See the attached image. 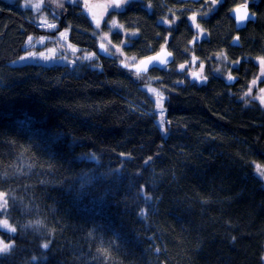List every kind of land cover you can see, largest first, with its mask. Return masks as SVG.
I'll list each match as a JSON object with an SVG mask.
<instances>
[{"label": "trees", "instance_id": "1", "mask_svg": "<svg viewBox=\"0 0 264 264\" xmlns=\"http://www.w3.org/2000/svg\"><path fill=\"white\" fill-rule=\"evenodd\" d=\"M89 1L62 0L57 30L97 52ZM243 3L130 0L113 12L114 57L71 66L12 64L43 31L0 0V192L16 228L0 229V264H264V0L237 31ZM162 47L174 62L144 75L117 58ZM201 65L207 79H190ZM143 78L164 90L166 132Z\"/></svg>", "mask_w": 264, "mask_h": 264}, {"label": "rangeland", "instance_id": "2", "mask_svg": "<svg viewBox=\"0 0 264 264\" xmlns=\"http://www.w3.org/2000/svg\"><path fill=\"white\" fill-rule=\"evenodd\" d=\"M17 1V0H15ZM21 2V4H25V7L27 10H29V13L33 15V21L35 24L42 29L43 32H41L37 36H31L32 40L31 42L28 41L25 44V49L27 50L21 57L18 59L14 60L12 64L14 65H22L26 63H40L43 65H54L56 63H61V64H68L73 66L74 63H77V61H90V60H96L99 58L97 55V52L95 51H86V50H81L77 46L73 45L70 40H69V34L70 31L69 29H63L62 31H58V26L56 24V21L59 20V13H60V7L62 0H45L44 2L42 0H18ZM41 1V2H40ZM130 0H127L129 2ZM50 2H53L51 6H46L48 12L44 14L40 7L42 9L45 8L44 4H50ZM126 2V3H127ZM110 3V0H90L89 1V6L87 9L91 10L93 12V15L96 17V19L99 20L100 22V27L98 28V31L102 30L100 34V38L104 36L105 33H107V38L104 40L99 39L98 43H104L108 49L109 52H116L111 43H109V37L110 34L115 32L118 28H112L111 27V21L115 20L117 21V17L113 15L114 10H117L113 7H107V5ZM122 3L120 6V9L126 4ZM60 5L59 8L57 6ZM56 7V8H55ZM46 9V8H45ZM54 10L56 12H54ZM46 15V16H45ZM110 16V17H109ZM106 22L107 26L106 29L102 27L103 22ZM56 25L55 28H50L47 25ZM198 29V28H197ZM61 32L66 33V39L65 37H62L60 35ZM200 32V29H198V33ZM51 40V41H50ZM71 45V47H69ZM73 49H76V51H73ZM43 53V55H41ZM119 57H117L119 60H123L124 63L131 64L133 62V57L129 56H123L122 54L118 53ZM91 55L92 59L86 60L84 59L85 56ZM121 62V61H120ZM227 61L221 57L220 59V68L218 69L219 75L223 76L225 79H228L229 75L231 74L230 72H225L222 71L225 68ZM201 67H198L196 69H191L189 72L190 79H194L192 76L193 72H200ZM202 75V73H201ZM203 76V75H202ZM263 77V75H262ZM144 82V89H146L149 93V95L153 98L154 103H155V114L157 117V122L159 123V126L161 127V130L166 132V110L165 106H163V109H157L156 108V100L157 97L154 93L149 91V88H155L157 92H162L164 96V103L166 102V95L164 93V90L162 88L156 86L154 83L150 82L147 80V78L142 79ZM202 81V80H200ZM257 87V85L255 86ZM260 89H264V85L261 86L259 85V88H257L259 95H264V93L260 92ZM165 105V104H164ZM163 111V120L164 123H160V113ZM260 166L261 171H264V165L263 164H257ZM257 175L264 180V176L261 175L260 171H257L255 168ZM7 208H8V203H7V196L6 194L0 192V222L3 220H7L8 223L12 226V224L9 222L7 218ZM0 229L13 234L9 232L6 229H3L0 227ZM0 241H3L4 243L11 244L12 241H6L3 240V238L0 237ZM2 253V252H1Z\"/></svg>", "mask_w": 264, "mask_h": 264}, {"label": "snow or ice", "instance_id": "3", "mask_svg": "<svg viewBox=\"0 0 264 264\" xmlns=\"http://www.w3.org/2000/svg\"><path fill=\"white\" fill-rule=\"evenodd\" d=\"M72 2L76 3L77 0H72ZM126 2H127V0H110V3L107 5V7H113L114 6L115 9H119L121 4L122 3H126ZM217 2H218V0H212L213 5H215ZM85 7L86 8L88 7L87 4H85ZM241 7L244 9L243 14H241ZM241 7H237L235 9H233V11H234V13H236L237 19L242 22V21H245V20H247L249 18V14L247 12V0H245V3ZM92 19L95 22L96 27L99 28L100 27L99 20H97L94 15H93ZM190 20L195 24L196 16L193 15L192 17H190ZM169 23H174V21H171ZM47 26L50 27V28H55L56 27V25H54V24L47 25ZM111 27L112 28H123V25H119L117 23V21L112 20L111 21ZM196 27L199 29V25H196ZM60 35L62 37H65V39H66V33L61 32ZM106 38H107V33H105L104 36L101 37V40H104ZM31 40H32V37L29 36L28 37V41L31 42ZM109 43H110V41H109ZM69 47H71V45H69ZM99 47H100V49H102L103 51H105L107 53L108 49H107L106 45L103 42L100 43ZM113 47H115V46H113ZM73 51H76V49H73ZM117 51L119 52L120 50L117 48ZM41 55H43V53H41ZM170 55H171V53H167L165 48L162 47L161 51L156 56L148 57L146 61L145 60H141V61H139V64H135V65H131L130 66L129 64L124 63V61H121V64L125 68H135V75L139 76L141 71H143V72L147 71V65L148 64L152 63L153 61H158L160 64H164V63L167 62L166 57L170 56ZM84 59L90 60V59H92V56L91 55L85 56ZM133 59H135V58H133ZM193 61H195V57H193ZM261 63L264 64V60H262ZM141 65H143L144 67L141 68L140 67ZM184 67H185V65H183V64L180 65V69L181 70H183ZM202 72H203V65H201V69H200L199 73H197V72H193L192 73L193 78L197 79V80H206L207 78L203 77L201 75ZM228 79L231 80V79H233V77H231V75H229ZM252 83L255 84L256 81L253 80ZM149 91L154 93L156 95V97H157L156 108L162 110L163 106H164L163 93L162 92H157V90L155 88H149ZM250 92H251V88H249V93ZM260 92L264 93V89H260ZM249 93H246L245 95H248ZM257 99H259L260 102L262 104H264V95L257 97ZM160 116H161L160 123L163 124L164 123L163 111H161ZM256 169H257V171L261 172L262 176H264V171H261L259 165H256ZM0 227H2L3 229L8 230L11 233H15L16 232V228L11 226L8 223L7 220H3L2 222H0ZM10 247H11L10 244L4 243L3 241H0V252H7L10 249ZM43 247L47 248L48 244H44Z\"/></svg>", "mask_w": 264, "mask_h": 264}, {"label": "water", "instance_id": "4", "mask_svg": "<svg viewBox=\"0 0 264 264\" xmlns=\"http://www.w3.org/2000/svg\"><path fill=\"white\" fill-rule=\"evenodd\" d=\"M243 4L238 5V6L234 7L233 9H235L237 7H241ZM233 9L230 11V16H231V18L233 19V21L235 23V28H236L237 31L242 30L243 28H245L248 25L249 22L256 21V18H257L256 14L250 11L248 4H247V12L249 14V18L247 20H245V21H242V22L239 21L237 19L236 13H234ZM243 11H244V9L241 7V14H243ZM231 45H233V46H239L240 45L238 36H235L232 39ZM165 50H166L167 53H171L170 56L166 57V60H167L166 63L160 64L158 61H153L152 63L147 65V71L146 72L141 71L140 74H147L149 71H151L152 69H155V68L156 69H165L167 66L172 64L174 62V60H175V56H174L173 52H171L168 48H165ZM160 51H161V49L159 51H157L156 53H153V54H151V55H149L147 57L142 58L141 60H145L146 61L148 57L156 56ZM99 55L104 56V57H109V58L113 57V55L110 52L106 53L102 49H99ZM135 64H139V61L137 63L132 64V65H135ZM140 67L143 68L144 66L141 65ZM127 69L132 70V71L135 72V68H127ZM234 81H235L234 78L231 79V80L227 79V83H233Z\"/></svg>", "mask_w": 264, "mask_h": 264}, {"label": "bare ground", "instance_id": "5", "mask_svg": "<svg viewBox=\"0 0 264 264\" xmlns=\"http://www.w3.org/2000/svg\"><path fill=\"white\" fill-rule=\"evenodd\" d=\"M125 6V5H124ZM123 6V7H124ZM40 9H41V11L45 14V13H47L48 12V10L47 9H42V7H40ZM120 9V8H119ZM250 9V8H249ZM250 11L251 12H253L251 9H250ZM88 13H89V15L91 16V17H93V12L91 11V10H89L88 9ZM254 13V12H253ZM98 20V19H97ZM94 22V21H93ZM95 23V22H94ZM250 23V22H249ZM248 23V24H249ZM56 24H57V22H56ZM64 29H69V28H64ZM63 30V29H62ZM61 30V31H62ZM69 31H70V29H69ZM69 37H70V34H69ZM70 40V39H69ZM51 41V40H50ZM99 45H100V43H98V50H97V55L100 57L101 55H99V49H100V47H99ZM78 47V46H77ZM79 48V47H78ZM159 51V50H158ZM107 52H109V51H107ZM111 53V52H110ZM156 53V52H155ZM112 54V53H111ZM113 55V54H112ZM101 57H104V56H101ZM113 57H114V55H113ZM113 57H110V58H113ZM147 57V56H146ZM106 58H109V57H106ZM141 60V59H140ZM140 60H137L136 62H133V63H131L130 65H132V64H134V63H137L138 61H140ZM122 65V64H121ZM171 65V64H170ZM168 67V66H167ZM166 67V68H167ZM156 69V68H155ZM129 70V69H128ZM132 71V70H131ZM134 72V71H133ZM135 73V72H134ZM140 75H144V74H140Z\"/></svg>", "mask_w": 264, "mask_h": 264}]
</instances>
